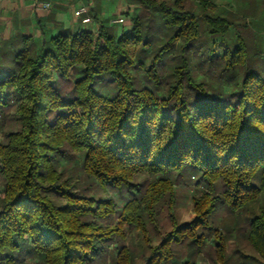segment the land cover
I'll list each match as a JSON object with an SVG mask.
<instances>
[{"label": "trees", "instance_id": "16d2710c", "mask_svg": "<svg viewBox=\"0 0 264 264\" xmlns=\"http://www.w3.org/2000/svg\"><path fill=\"white\" fill-rule=\"evenodd\" d=\"M125 1L123 17L133 6L143 11L119 35L102 22L97 32L61 30L39 47L22 35L0 47V110L14 98L20 123L0 144V264L29 255L40 256L39 264H135L117 241L126 225L143 236L146 264H167L174 245L191 239L204 247L212 235L224 260V234L209 223L216 201L232 211L249 209L247 243L264 264V202L259 211L253 207L264 201V70L249 65L243 45L204 58L186 0ZM206 1L203 9L211 8ZM204 20L212 39L228 33L225 21ZM193 49L200 68L216 71L218 85L196 80ZM61 81L73 85L65 97L57 93ZM72 155L74 167L100 189L131 194L121 209L63 178ZM143 175L154 180L150 192L136 183ZM187 175L221 188L222 198L200 199L195 220L152 247L154 208Z\"/></svg>", "mask_w": 264, "mask_h": 264}, {"label": "rangeland", "instance_id": "374dc122", "mask_svg": "<svg viewBox=\"0 0 264 264\" xmlns=\"http://www.w3.org/2000/svg\"><path fill=\"white\" fill-rule=\"evenodd\" d=\"M70 5L66 7L65 16L66 21L73 22L78 20L81 24V20L77 19L74 15L75 10L82 5V3L88 5L91 8L92 14L100 17V20L95 19L97 24L82 25V30H89L97 32L101 23L109 24V20L123 17V13L127 11V3L125 0H69ZM205 1V0H204ZM203 0H186L185 10L190 12L196 19L198 24V37L194 41L195 48H199L201 55L204 58L213 56L223 57L227 48L235 53L240 46L243 45L247 53V61L250 66L259 70H264V0H207L206 2L211 4V8L207 7L203 9ZM130 15L124 17L126 19L123 25L108 26V28L114 30L119 35L123 31H128L132 27L131 18L142 13L141 6H133ZM150 16V12L146 13ZM204 16L212 19H220L225 21L223 28L228 29V33L225 37H216L214 40L209 34V29L206 27ZM95 18V17H94ZM79 24V25H80ZM95 25V27H93ZM221 25V23H219ZM222 28V29H223ZM76 29L75 31H77ZM224 30V29H223ZM59 32L56 31L55 35ZM54 35V36H55ZM2 36V35H1ZM0 37V47L5 45L4 41ZM42 41H33L37 47L41 45ZM211 43L209 47L203 48V44ZM215 44V46H214ZM182 43H176L175 50H179L182 47ZM214 47V50L212 49ZM210 48V49H209ZM213 50V51H212ZM212 51V52H211ZM192 54L196 52L192 50ZM195 53L192 55L193 71L196 74V80L198 82H205L207 86L211 84L218 85L216 76L212 73H216L213 70L212 73H208L207 69H202L198 65ZM173 57V56H172ZM199 58V56H198ZM138 74L139 82L142 86H150L146 83L143 72L135 71ZM238 77H242V72H239ZM73 80V77H72ZM172 83V80L169 81ZM73 90V85L69 82L61 81L58 95L61 97L67 96ZM7 101V100H6ZM18 104L14 98H10L7 107L0 110V144L4 142V135L8 131H18L20 123L17 120ZM3 111V112H2ZM77 156L72 155L70 161L65 165V172L63 178H68L72 183L77 182L78 188L87 195H94L95 198L111 199L118 204V210L130 199L131 194L126 190L117 189L112 186H107L102 189L98 187L87 175L80 169H76L73 164ZM72 161V162H71ZM64 168V167H62ZM61 168V169H62ZM61 171V170H60ZM3 176L0 175V199L3 197ZM137 184H143L142 190L150 192L153 189L154 180L147 175L139 176L136 178ZM76 191V189H74ZM222 189L214 188L198 182L197 178L193 175H187L176 182L171 194L163 196L154 208L159 213L155 216L154 225H150V229H156L153 231L152 238H150V245L155 247L159 242V237L172 233L174 227L176 230L184 225L192 223L196 215L194 213L195 204L204 197L212 199L222 198ZM162 194H159L161 197ZM264 201L257 202L253 206L256 211H259L260 205H263ZM252 213L249 209H243L240 211H232L223 201H216L214 209L210 218V227L217 229L220 233L224 234V242L226 247V256L224 260H221L220 250L221 243L215 239V237H205V246L200 247L198 243L185 240L180 245H174L173 253L174 259L167 264H186L190 260L194 259L196 264H258L255 261L256 255L253 249L247 243V231L249 225V218ZM154 227V228H153ZM160 234V235H159ZM145 235V234H144ZM143 236L139 235L134 229L129 228L128 225L124 228V236L122 239H118L120 245H125L132 251L135 264H146V260L140 257L139 246L143 242ZM22 248L26 249L28 243L26 241L20 242ZM175 244V243H174ZM117 244H114L111 249L116 252ZM24 257V256H22ZM42 258L38 255H29L25 257V260L19 264H39ZM111 260L108 261L110 264Z\"/></svg>", "mask_w": 264, "mask_h": 264}, {"label": "crops", "instance_id": "0c3cea01", "mask_svg": "<svg viewBox=\"0 0 264 264\" xmlns=\"http://www.w3.org/2000/svg\"><path fill=\"white\" fill-rule=\"evenodd\" d=\"M48 1L53 5L51 11L39 9L40 3ZM70 4L69 0H0V37L5 39V44L18 35L39 42L54 36L58 30L76 32L81 29L78 20L73 24L66 21L65 11Z\"/></svg>", "mask_w": 264, "mask_h": 264}, {"label": "built area", "instance_id": "2783aa9c", "mask_svg": "<svg viewBox=\"0 0 264 264\" xmlns=\"http://www.w3.org/2000/svg\"><path fill=\"white\" fill-rule=\"evenodd\" d=\"M39 9H43L46 11H51L53 9V5L51 1L48 2H43L39 4ZM75 17L79 20H81L82 25H90V24H97L96 23V18H94L91 8L86 5L82 4L80 5L74 13ZM126 19L124 17L116 18V19H111L109 20L108 26H118V25H123L125 23Z\"/></svg>", "mask_w": 264, "mask_h": 264}]
</instances>
